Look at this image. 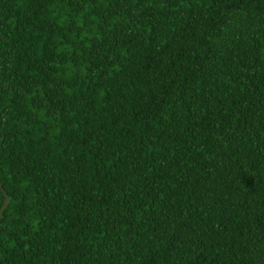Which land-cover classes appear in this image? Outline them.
<instances>
[{"label": "trees", "instance_id": "trees-1", "mask_svg": "<svg viewBox=\"0 0 264 264\" xmlns=\"http://www.w3.org/2000/svg\"><path fill=\"white\" fill-rule=\"evenodd\" d=\"M0 185V264H264V0H0Z\"/></svg>", "mask_w": 264, "mask_h": 264}, {"label": "water", "instance_id": "water-1", "mask_svg": "<svg viewBox=\"0 0 264 264\" xmlns=\"http://www.w3.org/2000/svg\"><path fill=\"white\" fill-rule=\"evenodd\" d=\"M0 187H1V185H0ZM7 201H8V198L6 197L5 202H4V205H3L2 208H4V206L6 205Z\"/></svg>", "mask_w": 264, "mask_h": 264}]
</instances>
